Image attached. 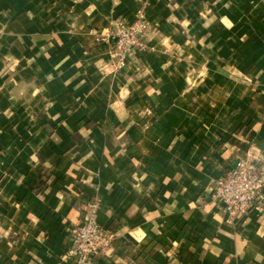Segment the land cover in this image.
Masks as SVG:
<instances>
[{
  "label": "crops",
  "instance_id": "0c3cea01",
  "mask_svg": "<svg viewBox=\"0 0 264 264\" xmlns=\"http://www.w3.org/2000/svg\"><path fill=\"white\" fill-rule=\"evenodd\" d=\"M147 20L119 66L107 32ZM264 160V0H0V264H264V209L211 198ZM142 234V235H141Z\"/></svg>",
  "mask_w": 264,
  "mask_h": 264
},
{
  "label": "built area",
  "instance_id": "2783aa9c",
  "mask_svg": "<svg viewBox=\"0 0 264 264\" xmlns=\"http://www.w3.org/2000/svg\"><path fill=\"white\" fill-rule=\"evenodd\" d=\"M147 28L146 19L135 17L131 23L121 24L116 32L105 34L112 43L117 65H123L130 53L145 49ZM211 198L222 207L228 221L263 211L264 160H237L214 182ZM67 240L70 248L66 256L74 257L76 264H90L91 260L109 251L112 235L97 222L95 204L90 203L85 218L67 230Z\"/></svg>",
  "mask_w": 264,
  "mask_h": 264
},
{
  "label": "clouds",
  "instance_id": "9594fccd",
  "mask_svg": "<svg viewBox=\"0 0 264 264\" xmlns=\"http://www.w3.org/2000/svg\"><path fill=\"white\" fill-rule=\"evenodd\" d=\"M142 235V234H141Z\"/></svg>",
  "mask_w": 264,
  "mask_h": 264
}]
</instances>
